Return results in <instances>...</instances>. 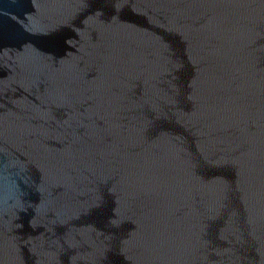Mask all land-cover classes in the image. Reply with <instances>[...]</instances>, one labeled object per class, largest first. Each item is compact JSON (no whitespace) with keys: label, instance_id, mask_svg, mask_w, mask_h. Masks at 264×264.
Returning <instances> with one entry per match:
<instances>
[{"label":"water","instance_id":"95a60500","mask_svg":"<svg viewBox=\"0 0 264 264\" xmlns=\"http://www.w3.org/2000/svg\"><path fill=\"white\" fill-rule=\"evenodd\" d=\"M0 264H264V0H0Z\"/></svg>","mask_w":264,"mask_h":264}]
</instances>
